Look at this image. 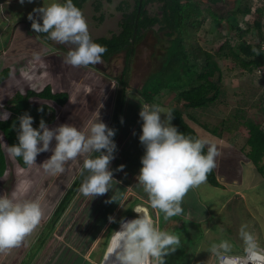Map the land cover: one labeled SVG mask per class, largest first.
Here are the masks:
<instances>
[{
    "label": "crops",
    "instance_id": "obj_1",
    "mask_svg": "<svg viewBox=\"0 0 264 264\" xmlns=\"http://www.w3.org/2000/svg\"><path fill=\"white\" fill-rule=\"evenodd\" d=\"M217 17L226 19L227 15H217ZM250 17H252L253 21L254 15H250ZM220 27H224L227 34L225 23H222L219 27H209V29L212 33H218ZM46 36L48 35L36 34V37L32 41L35 45L38 44L40 49L30 51L29 54H25L22 50L19 51L21 46L16 45V43L13 46L12 43L11 45L7 44L4 54H7L8 50V52L11 51L12 56L10 55V57L5 59L3 67L0 66V69H2L0 76L4 74L5 70L8 71V76L5 79H0V105H3L0 108V114H3L4 111L10 113L6 107V103L12 98L15 92H19L21 95H24L27 91L38 93L48 87L52 94H66L67 100L62 106H58L53 123L47 126L51 129L62 124H70L87 134L91 123L98 120V118L109 127L115 114L117 98L123 94V105L121 108L123 123H121L120 119L113 139L116 144L118 143L117 140L124 142L123 145L125 148H129L130 150L134 143L137 144L135 139L143 123L139 116L140 109L137 106L139 102L129 99L131 94L135 95L137 89H133L128 83L127 88L124 90H121L120 86L112 90L110 88L112 81L111 75L103 67L98 69L95 66L89 65V73L86 70L80 69V67H73L74 71L77 70V72H73L63 62V58H65L68 51L57 46L55 41L49 38L46 39ZM44 37H46V40L43 39ZM234 38H232L233 42L236 41ZM226 39L227 35H225L224 40ZM223 42L221 41L217 45V50ZM252 42H254V39ZM36 53L39 54L40 59L35 58L34 54ZM41 58H44L45 61H42ZM29 60L31 62H28ZM226 60L234 65L230 59ZM102 62L104 64L106 63L107 69H109V63L103 60ZM114 65H116V62H114ZM231 68L232 66L229 67V71ZM220 69L222 71V81H227V72L221 67ZM241 85L237 81L232 87L238 89H232L233 93L230 92L232 96H229L225 100L223 99V95L226 96V92L223 93L224 91L222 90L223 95L220 96L219 100L206 109H188L185 111V115L187 113L190 116H185V121L196 133L198 138H205L217 146L220 155L216 158V167L213 171L218 185L213 186L206 181L205 184H202L198 188L191 189L183 199V214L173 216L166 220V222L164 221V214L162 212L151 208L147 193H145L147 195L146 198H142L145 204L142 205L146 209H150L149 216L155 221L158 228L170 233L179 234L180 238L185 235V240L195 239L196 241H201V243L208 241V248L204 250L202 255H199L201 257L195 254L192 255V253L189 255L186 251L183 252V249L179 251L181 249L180 247L177 248V251L165 257V264H210L211 258L217 262L216 258L208 252V249L212 243H219L222 240L218 238L220 234H224L223 239H228L233 244L232 254L241 253L244 247L238 233L242 224H247L248 230L254 235L258 233L255 236L257 237L259 245L264 248V160L260 164V168L262 169L260 171L246 157L245 142L247 139V131L242 125L244 119L238 117L236 118L237 120H234L239 110L237 103L241 101L239 97L242 98ZM122 91L125 93H122ZM236 96L239 97L235 98ZM173 98L174 94H166L161 98L159 105L170 109L175 106ZM31 101L35 105L41 102L36 97L32 98ZM230 101L234 102L232 108L227 107L229 105L226 106V103ZM140 102L142 101L140 100ZM142 103L145 104L144 102ZM240 109L245 111L246 107L242 106ZM257 110L260 109L258 108ZM247 112L251 113L249 111ZM247 112H244L247 114V118L250 117L255 123L260 124L264 131V112L262 113L263 115L261 114L262 116L258 117L261 121L254 118L257 117L256 115L252 114L249 116ZM242 113L243 111H241ZM0 121L4 122L6 120ZM228 125H232L230 130L225 129ZM215 129H218L219 134L213 132ZM55 144L56 141L53 140L50 148H54ZM4 149L6 151V148ZM205 150L207 153V147H205ZM124 151L127 150L124 149ZM130 154L127 151L126 155ZM51 155V151L40 153L36 157L37 166H27L26 169H23V171H27L26 175L24 177L22 176L24 181H27V190L24 192L20 191L22 188L17 182L19 178L18 171L21 167L18 166L15 159H12L14 161L13 165L10 167L8 163L6 165V170L8 169V171L5 170L4 177L6 176V178L2 180L4 190L9 192V194L15 191L17 197L20 199L37 201L41 205L44 213L42 219L45 220L41 221L40 225L26 238L21 246L12 249L7 254H0V264H97L103 256L104 249L101 250L100 247L108 230L107 228L111 224L108 218L103 223L99 222L98 218H95L93 221H87V226L78 235H73L75 245H69V250L64 251L58 245L46 247L53 232L57 229V220L65 212L75 195L80 191L82 183L79 185L74 197L66 205L63 213L55 218L53 213L71 186L76 175L81 170L85 159V156L81 155L76 160L69 161L65 165V171L67 168L69 169L66 173L65 181L59 186L60 188L55 193L56 195L50 197L62 173L50 175L43 170L39 172L40 167L38 166L50 158ZM114 156L113 167L117 166L118 168L119 165H125L123 171L116 172L120 174L119 179L121 180H118L116 183V189L119 190L120 188L118 187L123 183H128L133 186L139 185L137 176L142 167L141 157L136 162L133 161L135 158L131 162H126L130 160L126 156L122 159V163L118 164V157L121 156L120 151L118 153L115 151ZM2 183L0 182L1 185ZM136 186L132 191L137 195V199H141V193L138 191L144 192L143 187ZM43 191V195H38V192ZM228 206H230L228 214L237 217V220L230 227L231 232L227 235L224 230H221L222 226L219 223V214L223 213ZM211 210L214 213L215 219L210 217L209 213ZM238 216L242 218V221ZM246 217L248 218L246 219ZM206 222H209V224L207 225ZM226 225L227 223L224 221V226L226 227ZM113 236L109 242H112ZM68 239L67 237L65 241ZM62 241H64V238ZM109 245L111 243L108 244L104 251L103 259L99 264H102L105 256H107ZM184 248L188 252L192 249L187 246ZM77 257L79 258L77 259ZM191 257L192 259H190ZM194 257H196L195 260Z\"/></svg>",
    "mask_w": 264,
    "mask_h": 264
},
{
    "label": "clouds",
    "instance_id": "obj_2",
    "mask_svg": "<svg viewBox=\"0 0 264 264\" xmlns=\"http://www.w3.org/2000/svg\"><path fill=\"white\" fill-rule=\"evenodd\" d=\"M32 2L27 0V3ZM19 3L23 5L25 0H19ZM27 19L37 34L46 33L50 40L71 46L64 58L65 64L79 68L102 63L107 48L93 42L87 20L83 12L73 4V0L34 8ZM41 20L42 23L39 22ZM34 55L40 59L38 53ZM38 111L42 112L43 109ZM161 114H164V119ZM9 116L11 113L4 111L0 114V120H7ZM139 116L143 121L139 141L145 151L141 157L138 184L147 193L151 208L162 212L164 219L168 220L183 214L184 197L191 189L206 183L208 174L216 167V158L220 153L209 140L193 139L178 131L171 123L174 116L170 109L145 103L141 104ZM18 120V144H4L10 159L22 157L24 164L32 167L37 166L38 154L51 151L50 158L39 167L47 174L58 175L65 171L69 161L83 155L85 159L81 174L86 170L89 175L81 184V194L92 200L112 190L113 195L105 203L116 202L122 207L123 196L113 191L115 180L113 170L109 167L117 149L113 139L116 134L114 129L109 128L100 118L91 123L87 134L70 124L50 129L43 119L38 129L33 128V117L27 112ZM53 140L56 141L55 147L50 148ZM205 147L208 149L206 154ZM92 153L99 155L93 156ZM124 168L125 165H119L115 171H123ZM43 215L37 201L20 199L15 191L0 196V254H7L21 246L40 225ZM108 219L109 222H115L112 216ZM114 233V247L108 253L105 264H165V257L181 245L178 234L161 230L148 215H139L130 221L122 219L120 230ZM238 235L245 255H233L231 241L222 239L219 243H212L208 249L217 264L264 262V248L248 230L247 224L241 225ZM113 255L114 261L110 260Z\"/></svg>",
    "mask_w": 264,
    "mask_h": 264
},
{
    "label": "trees",
    "instance_id": "obj_3",
    "mask_svg": "<svg viewBox=\"0 0 264 264\" xmlns=\"http://www.w3.org/2000/svg\"><path fill=\"white\" fill-rule=\"evenodd\" d=\"M60 1L61 4L66 2V0ZM84 1L73 0V4L81 10ZM218 1L220 0H133L131 11L128 10V3L124 2L125 8L118 7L119 10L126 9L119 22V32L108 38L101 37L93 40L95 43L106 46L107 51L102 56V60L105 62H109L118 54H124V65L119 76L115 78L118 81V86L124 90L128 85L130 60L134 57L136 46L143 37L147 33H154L157 37L160 34L162 39H167L168 43L159 67L150 71L146 81L137 88L136 93L142 102L149 105H159L161 103L160 100L158 101L159 97L174 94L175 106L170 108L174 116L172 124L177 127L178 131L183 132L186 136H191L193 139L198 138V136L185 121V116L190 117L187 113L185 115V111L188 109H206L219 100L222 95V71L219 60L230 59L236 65L235 69L240 71L242 76L249 78L253 84H258V82L250 75L251 70L264 65V58L259 45L264 40V8L252 10L249 2L239 0L240 2L234 7V10L226 12L227 18L223 20L217 16H211L209 13L212 9L208 3L214 4ZM149 5H159V12L150 15L147 10ZM94 9L95 11L99 10V5L95 6ZM250 15H254L252 23L245 22V27L241 26L239 19ZM209 19L210 21H208ZM207 22H211L212 24H209L214 28L219 27L222 23L226 24L227 39L215 52L206 50L195 41L196 33ZM40 34L46 35V33ZM231 36L236 37L235 42ZM247 36H255L253 38L254 44H251L252 40L247 39ZM254 49L259 51V55ZM7 76L8 71L5 70L0 79H5ZM122 93L125 92L122 91ZM123 96V94L118 96L115 114L109 124V128L115 131L123 105ZM35 97L41 100L37 105L31 101ZM258 99H260L259 105L264 106L263 97L260 96ZM66 100V94H52L48 87L38 93L27 91L21 95L19 92H15L6 103L11 117L4 122L0 121V132L7 145L18 144V117L27 112L33 117L32 126L36 129L39 128L41 119L50 125L55 119L58 106H62ZM41 108L43 111H38ZM240 113L241 111L238 110L235 120L241 116ZM242 125L247 131L245 155L258 170L262 171L260 164L264 160V131L260 124L255 123L250 118H245ZM231 126L228 125L225 129L230 130ZM217 130L215 129L213 132L219 134ZM204 153L206 154L205 149ZM5 154V149L0 144V177L6 170ZM91 155L97 156L99 153H92ZM15 161L19 167H27L22 157L15 158ZM81 170L53 213L55 218L63 213L79 185L89 175L86 170L82 175ZM207 182L213 186L218 185L213 170L208 174Z\"/></svg>",
    "mask_w": 264,
    "mask_h": 264
},
{
    "label": "rangeland",
    "instance_id": "obj_4",
    "mask_svg": "<svg viewBox=\"0 0 264 264\" xmlns=\"http://www.w3.org/2000/svg\"><path fill=\"white\" fill-rule=\"evenodd\" d=\"M237 1V2H236ZM243 2H249L252 10L255 8H264V0H242ZM62 3L60 0H33L32 3H27V0H25V3L23 5H21L19 3V0H1L0 3V66L3 67V64L5 62V59H7L8 57H10L11 51L8 52L7 50V54L5 53V48L8 45L12 46L16 43V45L21 46V49H19V51H23L25 54H29L30 51H34V50H39V45L36 44L32 41V39H34V37H36V32L34 30H32L31 28V21H29L27 19L28 14L32 12V10L34 8L37 7H42V6H48L51 3ZM124 2L128 3L129 7L128 10L131 11L132 10V6H133V0H85L84 3L82 4V8L81 11L83 12L87 23H88V27H89V32L91 35L92 40L97 39V38H101V37H110L112 34H117L120 30L119 28V22L122 19V13L126 10H119L118 7H124ZM240 1L239 0H220L217 3L214 4H210L208 3V5L211 7V10L209 13L211 16L216 17L217 15L219 16H224L226 14L227 11L229 10H234V7H236V5H238ZM99 5V10L95 11V6ZM159 5H149L147 7V10L149 12L150 15L152 14H157L159 12ZM227 15V14H226ZM207 16V15H206ZM222 18V17H219ZM225 19V18H222ZM210 21V19L208 20ZM218 21V20H217ZM241 26L245 27V22L250 23L252 21V17L250 16H246V17H241L239 19ZM40 23H42V20L39 21ZM210 22H207L205 25H203L200 29V31L198 33H196L195 35V41H197L203 48H205L206 50H211V51H216L217 50V45L225 38L226 32H225V28L224 27H220V29H218V33H212V31L209 29V27H211L212 25L209 24ZM40 34V33H39ZM48 35V34H46ZM216 37H214V36ZM47 37V38H46ZM44 37L43 39L46 40L48 39V36ZM247 36V39H251L253 40V38L255 36ZM41 38V37H40ZM46 38V39H45ZM231 38H234L231 36ZM236 39V38H234ZM167 39H162L159 36H155L154 33H147L142 41L138 44V46H136L135 49V54L134 57L130 60L129 63V67L130 70L128 72V83L131 85V87L133 89H137L144 81H146V77L147 75L150 73V71H152V69L159 67L161 60L164 56L165 53V48L167 46ZM57 46H60L62 48H64L65 51H69L70 47L69 45L66 44H59L57 43ZM4 54V55H3ZM32 59V58H31ZM42 61H45L44 58H41ZM64 61V58H63ZM28 62H31L30 60ZM111 62V63H110ZM110 62L108 64V68L107 69V64L105 63H100L97 65H92L99 68H104L106 69L105 71H107L108 73H110L112 81H114L117 85H118V81H116V77L119 76V74L121 73L122 70V66L124 65V54H118L115 57L111 58ZM114 62H116V65H114ZM24 64V63H23ZM219 64L220 67L227 72L228 75H226L227 81H222V90L224 91L223 93L226 92V96L223 95V99L225 100L226 98H229V96L231 97V93H233V90H236L238 88H233L232 86L234 84H236V82H240L241 88H242V98L239 96H236L235 98H240L241 101L235 102L237 103V107L239 108L240 111L244 112H251L248 113L249 116L256 115L257 117H254L256 120L261 121L260 118H258L259 116H262L263 114V105H259V101L260 99H258V97L256 96L258 93H260V86L257 83H252V81L245 77L242 76L240 74V71H238L236 68V65H232L231 62L227 61V60H219ZM232 66V68L229 71V67ZM68 69H72L73 72H77V70H73L72 66L67 65ZM80 69L82 70H86L89 73V66L87 67H80ZM103 69V70H104ZM228 70V71H227ZM0 72H2V69H0ZM232 75V76H231ZM233 78V79H232ZM236 81V82H235ZM227 82V84H226ZM226 84V85H225ZM116 85V86H117ZM111 88V86H110ZM233 89V90H232ZM228 96V97H227ZM161 97L158 98V101ZM129 99L133 100V101H138L139 103L137 104V106L139 107V109L141 110V104H143L142 102H140L139 97L136 94L135 91V95L131 94V96L129 97ZM128 99V100H129ZM233 99V98H231ZM236 100V99H235ZM254 102V103H253ZM164 104V103H163ZM232 104H234L233 101H230L229 103H226L227 107L232 108ZM125 105V103H124ZM242 106H245L246 109L241 110L240 108H242ZM170 107V106H167ZM237 108V109H238ZM248 108V109H247ZM256 108V109H255ZM258 108H260V110H257ZM168 109V108H167ZM234 111V109H232ZM231 111V112H233ZM262 111V112H261ZM243 113L240 115V117L242 118H247V114ZM262 114V115H261ZM161 118L164 119V114H161ZM250 118V117H248ZM235 120V119H234ZM172 123V121H171ZM245 132V131H244ZM142 134V127L141 130H139L137 132V136L135 141H137V144H133V146H131L130 150L129 148H125V146L123 145L124 142H120L117 140V153L120 151L121 156L118 157V164L122 163V159L125 158L126 156L129 157L130 160L126 161V162H131L134 158V162L138 161L140 157H142L144 155V147L143 145H141V143L139 142V136ZM4 142V141H3ZM6 148L5 145H2V148ZM124 149H126L128 152H130V155H126L127 151H124ZM6 152V151H5ZM6 156V161L8 163V166L10 167L11 165L14 164V161H12V159H10L9 155L5 154ZM122 157V158H121ZM117 161V160H115ZM42 163L39 164V166ZM113 161L110 163V170H113V179L115 181H113V191L114 192H118L120 194H122L123 199L121 201L122 207L116 203H105L106 200L110 199V197L113 195L112 190H110L108 193H106L103 196H98L95 199H92L90 197H85L81 194V192L79 191L74 199L72 200V202L70 203V205L67 207V209L65 210V212L60 216V218L57 220L56 223V227L57 229L53 232L51 238L49 239L47 246H51V245H58L59 248L64 249V251L69 250L70 247L69 245H75L74 241H73V235H78L79 232H81L84 227H86V223H88L87 221L89 220H94L95 218H98L99 222H102L104 220H106L109 216L114 217L115 222H111L110 226L107 228L108 230L106 231L104 240L102 241L101 244V250H103V256H104V251L106 250L107 246L109 243H111V245H109L108 247V253L110 252L111 248L114 247V236H115V231H119L120 229V221L123 219L125 221H130L132 219L138 218L139 215H148L150 214V209H146L142 204H144V202L142 201V198L145 197L146 198V194L143 191H138L139 193H141V199H137V195H135V192H133L132 190L135 189L136 185H129L128 183H123L122 185H120L118 188H120V192L117 188L116 183L118 182L119 179V175L117 174L115 171L117 169V166L113 167L112 166ZM117 164V165H118ZM38 166V167H39ZM43 169L40 167V169L38 170L39 172H41ZM69 169L67 168L66 171L64 173L61 174L60 178L58 179L55 188L53 189L52 193L50 194V197H53L54 195H56L55 193L57 192V190L60 188L59 186H61L62 182L65 181V177H66V173ZM8 171V169L6 170ZM27 171H22L19 170L18 171V184H20L21 186V190L22 192L27 190V181L25 182L24 179L22 178V176L24 177V175H26ZM6 176L2 179H0V182L2 183V180L5 179ZM117 181V182H116ZM121 181V180H120ZM128 184V185H127ZM131 184V183H130ZM3 186V195H9V192L4 190V185L2 183ZM137 186H141V185H137ZM136 186V187H137ZM129 187V188H128ZM131 188V190H130ZM7 190V189H6ZM43 192H38V195H43ZM234 203V201H233ZM137 205V206H136ZM145 205V204H144ZM55 206V205H54ZM230 206H228L223 213L219 214L220 216V220L219 223H221L220 225L221 230H224L225 233L228 235L231 231H230V227L234 224V222L237 220V217H234L233 215L228 214L229 213V208ZM232 207V206H231ZM148 211V212H147ZM152 211V210H151ZM154 212V211H153ZM240 212V211H239ZM210 217L212 219H215L214 213L211 210L210 211ZM130 216H134V217H130ZM248 216H250L248 214ZM239 219L242 221V218L240 216H238ZM248 217H246L247 219ZM227 219V221H226ZM45 219H42V221H44ZM164 221L166 222V220L164 219ZM224 221L225 223H227L226 227L224 226ZM246 221V220H245ZM244 221V223H245ZM206 224L208 225L209 222H206ZM117 226V227H116ZM162 230V229H161ZM114 234V236H113ZM112 242H109L110 237H112ZM179 235V234H178ZM110 236V237H109ZM185 235H183L182 238V243L180 245L181 249L179 251H186V253H188L189 255H191L190 253H192V255H202L204 253V250L206 248H208V241H203L204 243H201V241H196L194 240H185ZM224 234H220V239L224 238ZM69 238L67 241H65L66 238ZM222 237V238H221ZM64 238V241H62V239ZM109 238V239H108ZM207 242V243H206ZM185 246L187 247H191V251L188 252L186 248H184ZM183 247V248H182ZM49 249V248H48ZM51 251V248H50ZM177 251V250H176ZM103 256L101 257L100 261L97 263H101ZM106 257L103 260L102 264H105L106 261ZM201 257V256H199ZM79 257H77L78 259ZM192 259V257L190 258ZM196 259V257H194V260ZM191 261V260H190ZM217 264V262H215L212 258L210 259V264Z\"/></svg>",
    "mask_w": 264,
    "mask_h": 264
},
{
    "label": "built area",
    "instance_id": "obj_5",
    "mask_svg": "<svg viewBox=\"0 0 264 264\" xmlns=\"http://www.w3.org/2000/svg\"><path fill=\"white\" fill-rule=\"evenodd\" d=\"M251 44H254V42H251ZM260 50H261V52H262V55H263V58H264V40L262 41V42H260ZM241 72H243V71H241ZM244 73V72H243ZM250 75L253 77V78H255L256 80H257V82H258V84H259V86H260V93H258L256 96L259 98L260 96H262L263 97V99H264V65H261V66H258V67H255V68H253L252 70H251V72H250ZM112 85H117L114 81H111V84H110V86H111V89L113 90V89H117V87H118V85L115 87V88H113V86ZM10 114V113H9ZM4 141V142H3ZM0 144H1V146L3 145V144H6V140L4 139V137H3V135L1 134V132H0ZM4 148V147H3ZM28 166V165H27ZM27 167H25V168H20V170H22L23 171V169H26ZM5 173V172H4ZM4 177V174H3V176H2V178ZM2 178H0V179H2ZM3 186L0 184V196H3ZM256 236L258 235V233H256L255 234ZM233 255H240V256H244L245 255V253H244V248H243V250H242V252L241 253H239V254H233ZM253 264H256V262H253ZM261 264H264V262H261Z\"/></svg>",
    "mask_w": 264,
    "mask_h": 264
},
{
    "label": "bare ground",
    "instance_id": "obj_6",
    "mask_svg": "<svg viewBox=\"0 0 264 264\" xmlns=\"http://www.w3.org/2000/svg\"><path fill=\"white\" fill-rule=\"evenodd\" d=\"M120 225V224H119ZM112 236V235H111ZM111 240V237H110V239H109V241ZM110 260H115V256L113 255L112 257H110Z\"/></svg>",
    "mask_w": 264,
    "mask_h": 264
},
{
    "label": "water",
    "instance_id": "obj_7",
    "mask_svg": "<svg viewBox=\"0 0 264 264\" xmlns=\"http://www.w3.org/2000/svg\"><path fill=\"white\" fill-rule=\"evenodd\" d=\"M121 115H122V112H121V110H120V113H119V120H118V126H119V121H120V119H121Z\"/></svg>",
    "mask_w": 264,
    "mask_h": 264
},
{
    "label": "flooded vegetation",
    "instance_id": "obj_8",
    "mask_svg": "<svg viewBox=\"0 0 264 264\" xmlns=\"http://www.w3.org/2000/svg\"><path fill=\"white\" fill-rule=\"evenodd\" d=\"M120 230V229H119Z\"/></svg>",
    "mask_w": 264,
    "mask_h": 264
}]
</instances>
